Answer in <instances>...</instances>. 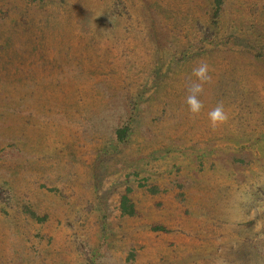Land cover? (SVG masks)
I'll use <instances>...</instances> for the list:
<instances>
[{
    "label": "rangeland",
    "instance_id": "rangeland-1",
    "mask_svg": "<svg viewBox=\"0 0 264 264\" xmlns=\"http://www.w3.org/2000/svg\"><path fill=\"white\" fill-rule=\"evenodd\" d=\"M214 4L0 0V264H264V0Z\"/></svg>",
    "mask_w": 264,
    "mask_h": 264
},
{
    "label": "clouds",
    "instance_id": "clouds-1",
    "mask_svg": "<svg viewBox=\"0 0 264 264\" xmlns=\"http://www.w3.org/2000/svg\"><path fill=\"white\" fill-rule=\"evenodd\" d=\"M211 68L206 62L200 63L193 69V75L196 78L189 85L188 95L185 98V103L188 106V111L193 115H199L204 107L201 96L204 93V85L211 81ZM208 118L213 128L225 124L229 120V114L222 103L217 104L208 112Z\"/></svg>",
    "mask_w": 264,
    "mask_h": 264
},
{
    "label": "trees",
    "instance_id": "trees-1",
    "mask_svg": "<svg viewBox=\"0 0 264 264\" xmlns=\"http://www.w3.org/2000/svg\"><path fill=\"white\" fill-rule=\"evenodd\" d=\"M224 2H225V0H215V4H214V8H213V17L216 20L220 16V14L223 10ZM130 130H131V127L129 126V124L123 125L122 127L118 128V130H117L118 139L124 140L128 136ZM150 191L155 192L156 189L150 188ZM121 200H122V202H121L122 212L124 214L133 215L135 213V205H134L133 201L130 199V197L128 195H124ZM251 224H252V222L247 223V225H246L247 230L251 229V228L253 229V227H251ZM152 228L154 230H163V231L166 230L164 227L156 226V225H154ZM262 228H264V227H262ZM261 233L262 232H260V231L252 233L253 235L247 233V239H248V241L252 242L255 249H257L259 252H264V236H262Z\"/></svg>",
    "mask_w": 264,
    "mask_h": 264
}]
</instances>
